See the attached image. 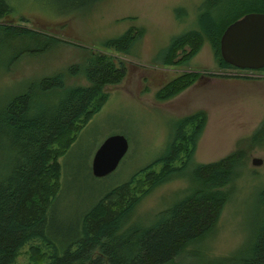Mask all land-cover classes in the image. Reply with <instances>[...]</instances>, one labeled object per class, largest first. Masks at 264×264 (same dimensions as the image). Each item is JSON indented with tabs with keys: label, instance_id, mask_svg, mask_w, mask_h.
Listing matches in <instances>:
<instances>
[{
	"label": "trees",
	"instance_id": "16d2710c",
	"mask_svg": "<svg viewBox=\"0 0 264 264\" xmlns=\"http://www.w3.org/2000/svg\"><path fill=\"white\" fill-rule=\"evenodd\" d=\"M53 1L68 12H91L105 0ZM203 4L216 6L218 16L211 18L202 7L196 28L171 37L159 63L183 65L206 43L218 69L264 72V67L237 69L219 54V37L226 25L248 12L264 13V0H203ZM16 20L29 19L15 12L10 0H0V68L5 72L13 73L25 57L48 55L60 45L79 48L80 57L52 73L20 80L10 73L13 83L0 95V264H14L26 244L31 258L39 255L41 264H264V184L255 190L252 228L240 247L215 255L201 245L216 230L246 153L264 146V116L241 139L240 147L216 160L195 162L206 113L202 109L189 112L177 120L166 155L105 189L76 215L60 218L55 214L61 187L59 157L103 105L104 87L119 83L126 70L110 55L65 41L55 32L16 24ZM142 34V28L129 27L103 39L99 46L125 53ZM199 75L181 72L166 81L154 98L174 97ZM155 165H159L157 171ZM175 179L186 184L168 207L147 219L136 216L148 194Z\"/></svg>",
	"mask_w": 264,
	"mask_h": 264
},
{
	"label": "rangeland",
	"instance_id": "374dc122",
	"mask_svg": "<svg viewBox=\"0 0 264 264\" xmlns=\"http://www.w3.org/2000/svg\"><path fill=\"white\" fill-rule=\"evenodd\" d=\"M10 2L17 14L29 19L14 23L55 32L65 41L110 55L115 61H121L126 70L119 83L104 87L107 97L103 105L81 128L67 152L59 157L61 187L54 211L60 218L76 215L102 191L166 155L181 116L198 109L206 113L194 150L195 162L213 161L240 147L241 139L247 137L264 116V72L220 70L206 43L183 65L159 63L161 50L171 37L196 28V16L202 7L209 10L211 18L218 16L217 7L204 5L203 0H105L91 12H68L53 0ZM129 27L133 30L140 27L143 34L127 52L99 46L103 39L115 37ZM79 57V48L60 45L48 55L23 58L13 68L14 74L0 68V95L5 93L4 87L13 83L10 73L17 80L52 73L79 61ZM183 71L198 72L201 78L174 97L157 101L154 93ZM216 74L252 78L243 80ZM111 134L126 138V153L113 171L95 177L90 172L92 155ZM253 158L260 159V163L252 164ZM158 168L159 165L153 167L155 171ZM239 171L215 232L201 241L211 254L229 253L240 247L250 233L255 190L264 184V146L248 151L244 168ZM185 184L184 180L175 179L159 185L138 205L136 216L147 219L168 207L179 196L175 192ZM30 255L26 244L14 264L42 263L39 255L35 259Z\"/></svg>",
	"mask_w": 264,
	"mask_h": 264
},
{
	"label": "water",
	"instance_id": "95a60500",
	"mask_svg": "<svg viewBox=\"0 0 264 264\" xmlns=\"http://www.w3.org/2000/svg\"><path fill=\"white\" fill-rule=\"evenodd\" d=\"M219 54L222 60L237 68L258 70L264 67V13L248 12L227 24L219 37ZM127 140L121 134L103 139L94 151L90 171L102 177L113 171L126 153ZM257 165L260 159L253 158Z\"/></svg>",
	"mask_w": 264,
	"mask_h": 264
},
{
	"label": "flooded vegetation",
	"instance_id": "af4514ba",
	"mask_svg": "<svg viewBox=\"0 0 264 264\" xmlns=\"http://www.w3.org/2000/svg\"><path fill=\"white\" fill-rule=\"evenodd\" d=\"M197 78H198L197 80H199L201 77L198 76ZM209 81H211V80L209 79Z\"/></svg>",
	"mask_w": 264,
	"mask_h": 264
}]
</instances>
